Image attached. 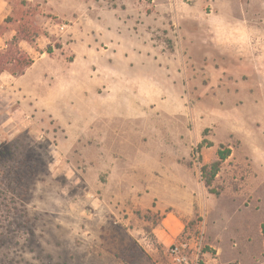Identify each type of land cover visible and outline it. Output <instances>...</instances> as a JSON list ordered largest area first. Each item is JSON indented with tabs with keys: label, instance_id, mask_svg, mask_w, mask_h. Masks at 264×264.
I'll return each instance as SVG.
<instances>
[{
	"label": "rangeland",
	"instance_id": "rangeland-1",
	"mask_svg": "<svg viewBox=\"0 0 264 264\" xmlns=\"http://www.w3.org/2000/svg\"><path fill=\"white\" fill-rule=\"evenodd\" d=\"M21 1L14 19L37 13L42 29L34 46L21 43L32 57L51 46L59 60H84L102 45L119 59L149 53L165 63L172 91L150 108L143 140L135 130L132 142L156 144L150 157L165 188L116 211L115 197L62 174L83 178V148L61 154L60 134L4 127L0 116V264H131V245L153 264H171L153 232L169 212L183 225L176 241L204 230L202 264H264V0ZM225 149L231 155L211 193L201 168Z\"/></svg>",
	"mask_w": 264,
	"mask_h": 264
},
{
	"label": "crops",
	"instance_id": "crops-1",
	"mask_svg": "<svg viewBox=\"0 0 264 264\" xmlns=\"http://www.w3.org/2000/svg\"><path fill=\"white\" fill-rule=\"evenodd\" d=\"M14 14V0H0V27H7L0 34V51L16 34L17 22H5L9 16L15 18ZM95 50L97 55L89 47L85 51L88 58L79 60L77 56L71 62L41 52L33 57L34 64L24 74H1L0 116L4 127L7 121L36 135L45 134V129H50L47 135L60 134L61 154L83 148L85 159L81 163L88 167L77 169L83 178L77 175L72 179L75 169L62 174L74 183L81 182L88 190L93 185L103 194L115 197V210L120 211L135 196L161 195L165 188V175L158 173L161 172L158 161L150 157L149 149L156 144L132 142L135 130L141 132L136 140H143V125L149 121L150 108L155 106L157 110L156 105L165 97L167 86L170 92L172 87L166 81L168 67L149 53L119 59L115 47L101 45ZM178 72L171 71L176 76ZM90 150L92 158L87 156ZM91 173H94L93 181ZM155 174L159 175L158 183L147 186L145 180ZM173 207L182 215L181 209ZM182 231L181 218L173 212L163 215L153 229L157 242L167 249Z\"/></svg>",
	"mask_w": 264,
	"mask_h": 264
},
{
	"label": "trees",
	"instance_id": "trees-1",
	"mask_svg": "<svg viewBox=\"0 0 264 264\" xmlns=\"http://www.w3.org/2000/svg\"><path fill=\"white\" fill-rule=\"evenodd\" d=\"M21 4L22 6H26L28 2L26 0H22ZM35 15H37V13L29 14L25 11L18 20H14L11 16L6 19V24L17 22L18 25L16 27V34L7 42L5 49L0 51V75L5 72H9L13 76H19L24 74L26 70L34 64L35 59L28 52L22 49L20 43L22 41H26L30 45L34 46L36 39L42 34V29L32 19ZM6 29L7 27H0V34H3ZM57 47L61 48V45L59 44ZM43 52L52 56L53 47L50 46ZM230 155V149H225V151L219 150V158L216 161L202 166V182L209 192L214 193L213 185L215 179L220 171L222 163L226 161ZM150 215L151 211L148 210L146 214L147 220L155 223L159 222V216L150 217ZM129 255L131 257V264H153L152 258L138 246L131 245L129 247Z\"/></svg>",
	"mask_w": 264,
	"mask_h": 264
},
{
	"label": "built area",
	"instance_id": "built-area-1",
	"mask_svg": "<svg viewBox=\"0 0 264 264\" xmlns=\"http://www.w3.org/2000/svg\"><path fill=\"white\" fill-rule=\"evenodd\" d=\"M204 230L192 238H181L169 248L171 264H202Z\"/></svg>",
	"mask_w": 264,
	"mask_h": 264
}]
</instances>
